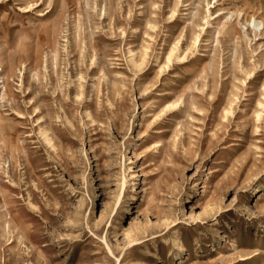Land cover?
<instances>
[{
	"label": "rangeland",
	"instance_id": "rangeland-1",
	"mask_svg": "<svg viewBox=\"0 0 264 264\" xmlns=\"http://www.w3.org/2000/svg\"><path fill=\"white\" fill-rule=\"evenodd\" d=\"M262 27L264 0H2L27 59L0 85V264H264Z\"/></svg>",
	"mask_w": 264,
	"mask_h": 264
},
{
	"label": "bare ground",
	"instance_id": "bare-ground-1",
	"mask_svg": "<svg viewBox=\"0 0 264 264\" xmlns=\"http://www.w3.org/2000/svg\"><path fill=\"white\" fill-rule=\"evenodd\" d=\"M2 0H0L1 2ZM3 1H6V0H3ZM177 1V0H176ZM208 4V3H207ZM206 4V5H207ZM38 6V4L36 3V1H27V2H24V4L20 5L19 8H22L21 11L22 12H26V11H29L32 7H36ZM213 8L216 7V6H212ZM175 8V7H174ZM176 9V8H175ZM19 10V9H18ZM173 13V12H172ZM206 13L208 14H205L204 17H202V19H205V21L203 22L204 24H208L207 23V20L206 18H209V16L211 15V13L209 12V9L207 8L206 9ZM193 14V13H192ZM191 15V14H190ZM219 15H216L215 17H212V18H217ZM211 19V18H210ZM209 20V19H208ZM197 22H199V14L197 13L194 18H193V21H192V24L196 27H200V30L198 32H193V25L191 26V30L192 32L194 33V37L192 38V44L195 45L196 43H198L201 38L205 35V33L207 32V27H204V24L203 25H199ZM252 23H254L253 25L254 26H259V25H262L261 22H256L255 23V20L253 19L252 20ZM149 27V26H148ZM153 27V26H152ZM151 28V26H150ZM197 29V28H196ZM232 31V30H231ZM261 33L263 34L264 33V27H262L261 29ZM260 33V35H262ZM1 47V46H0ZM3 47V46H2ZM175 47V46H174ZM19 48V47H18ZM18 48L16 49V51L12 50V51H8L6 48L3 50L0 48V72H1V82H0V85H1V88H2V97L5 95L6 91L9 90V82H8V78L12 77L14 75V70L15 68L21 64L22 62H24V60L27 59V56L26 58L22 57L19 53V50ZM25 48V47H24ZM176 48V47H175ZM26 49V48H25ZM174 49V48H173ZM173 49H171L169 51V54L167 55L166 57V61L167 62H170L171 60V55H172V52H173ZM27 50V49H26ZM25 50V51H26ZM23 54V53H22ZM27 53H25L26 55ZM185 53L182 55V56H179L177 55L176 56V59L178 60H181L183 58H185ZM166 62V63H167ZM263 68H259L257 69V71H249L247 74H249L246 78L248 79L247 80V83L250 82V79H255L258 77V74L259 72L262 71ZM22 82V81H20ZM261 89H260V96L257 97V102H256V105H255V108L253 109V117L255 119V121H258L263 112H264V81L261 83ZM194 91V90H193ZM234 95V94H233ZM236 96V95H234ZM234 99H228L227 101V104L229 105L227 108L224 109L225 113L227 114H231L232 113V107H231V103L233 102ZM173 105V103L171 104ZM255 127H258L257 125H255ZM8 135L7 133V129H6V126L3 124V121L0 119V141H1V145L3 146L4 145V142L5 140L7 139L6 136ZM6 138V139H5ZM45 140L47 142H50L49 139H48V136L47 138H45ZM9 150V149H8ZM11 151V150H10ZM4 198V195L3 193L1 192L0 190V200L4 203V206L7 205V203H5V201L3 200ZM4 210V209H3ZM6 214H7V221L5 220V217H4V214L0 212V227L1 229H5L6 228V231H11V232H14V228H13V224H12V221L10 219H8L10 217V213L8 211V209L6 208ZM19 235L21 236V233L20 231H15V237L19 238Z\"/></svg>",
	"mask_w": 264,
	"mask_h": 264
}]
</instances>
